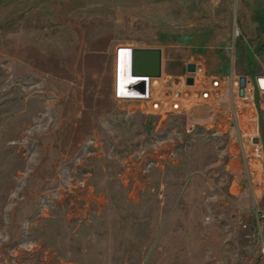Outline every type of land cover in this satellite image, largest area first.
Here are the masks:
<instances>
[{
	"label": "rangeland",
	"instance_id": "rangeland-1",
	"mask_svg": "<svg viewBox=\"0 0 264 264\" xmlns=\"http://www.w3.org/2000/svg\"><path fill=\"white\" fill-rule=\"evenodd\" d=\"M263 8L0 0V264H264ZM118 45L160 48L165 75L198 62L217 98L163 118L117 104Z\"/></svg>",
	"mask_w": 264,
	"mask_h": 264
},
{
	"label": "built area",
	"instance_id": "built-area-1",
	"mask_svg": "<svg viewBox=\"0 0 264 264\" xmlns=\"http://www.w3.org/2000/svg\"><path fill=\"white\" fill-rule=\"evenodd\" d=\"M121 46L122 45L116 46V48L119 47L117 49V53L116 48L113 53L112 98L117 104H139L146 113L156 114L163 118L173 113H187L192 106L199 103L210 102L217 98L218 92L221 89V84L223 83L222 78L206 74L204 68L198 62H192L196 66V71L194 73L187 72L185 69L184 72L180 75H165L162 60L160 76V80H163L162 83L155 85L154 83L150 82V79H152V77L134 76L130 73L131 77L145 78V92L142 93L124 90V82L123 80L121 81L119 79L118 75V54L123 50V48H120ZM129 47L130 48H128V50H130V52H132V50L135 48L133 46ZM188 63L185 64V68ZM168 76L169 78H167ZM188 77L193 78L192 85H188L186 83V79ZM246 88L247 83L244 91L246 90ZM238 89L239 86H237L236 88L237 92ZM190 128L192 127L189 126L188 130ZM256 219L257 221L259 220L264 222V214L256 213ZM243 227H246V224H243ZM261 252L264 256V247L262 248Z\"/></svg>",
	"mask_w": 264,
	"mask_h": 264
},
{
	"label": "water",
	"instance_id": "water-1",
	"mask_svg": "<svg viewBox=\"0 0 264 264\" xmlns=\"http://www.w3.org/2000/svg\"><path fill=\"white\" fill-rule=\"evenodd\" d=\"M161 62H162V51L160 48H134L131 52V73L134 76H149V77H160L161 76ZM186 71L194 73L196 71V66L193 63H188L186 65ZM132 86L128 89L127 81L124 82V86L128 91L134 92H145L146 81L145 78L140 77H130ZM264 77L257 78V84L259 88L264 89L260 83ZM188 85L193 84V78L188 77L186 79ZM247 83V77L244 75L238 78V95L242 96L244 94V88ZM124 87V88H125ZM254 143H258L259 139L254 138Z\"/></svg>",
	"mask_w": 264,
	"mask_h": 264
},
{
	"label": "bare ground",
	"instance_id": "bare-ground-1",
	"mask_svg": "<svg viewBox=\"0 0 264 264\" xmlns=\"http://www.w3.org/2000/svg\"><path fill=\"white\" fill-rule=\"evenodd\" d=\"M118 48H116V53H117V49ZM120 48H123V50L118 54V65H119V73H118V75H119V79L121 81L123 80V82L127 81V86L129 87L128 89H131L130 87L132 86V84L130 83L131 82V80H130L131 79L130 78L131 76H130V73H129L130 72V57H131V52H130V50H128V48H130V47L127 46V45H122ZM162 60H163V58H162ZM116 63H117V54H116ZM167 78H169V76ZM159 80H160V77H153L152 79H150V82L155 83V82H157ZM247 81H248L247 82V88L244 91V94L242 96H240V98L243 99V100H251V90L252 89L250 88V83H249V80L248 79H247ZM256 83H257V78H256ZM234 84H238L237 81H234ZM260 85L264 88V79L261 81ZM123 87H125L124 84H123ZM123 89L126 90V91H128L126 87L123 88ZM260 89H262V88H260ZM247 107H248V105H247ZM247 118H248V116H247ZM246 135H248V134H246ZM249 135H251V134H249ZM255 146H256V149L255 150L257 151L256 154L260 156L261 155V151H260L261 148L259 147V143H257ZM252 166H254L255 172L260 175V170L261 169H260L259 164L256 162ZM257 174H256V176H257ZM260 177H261V175H260ZM260 186H261V184H260Z\"/></svg>",
	"mask_w": 264,
	"mask_h": 264
},
{
	"label": "trees",
	"instance_id": "trees-1",
	"mask_svg": "<svg viewBox=\"0 0 264 264\" xmlns=\"http://www.w3.org/2000/svg\"><path fill=\"white\" fill-rule=\"evenodd\" d=\"M255 18L258 21L259 29L264 34V8L256 12Z\"/></svg>",
	"mask_w": 264,
	"mask_h": 264
},
{
	"label": "crops",
	"instance_id": "crops-1",
	"mask_svg": "<svg viewBox=\"0 0 264 264\" xmlns=\"http://www.w3.org/2000/svg\"><path fill=\"white\" fill-rule=\"evenodd\" d=\"M112 72H113V62L111 60L110 61V76H111V80H112Z\"/></svg>",
	"mask_w": 264,
	"mask_h": 264
}]
</instances>
